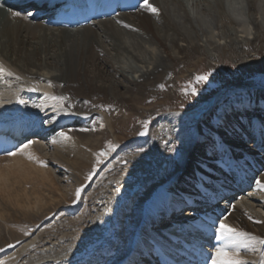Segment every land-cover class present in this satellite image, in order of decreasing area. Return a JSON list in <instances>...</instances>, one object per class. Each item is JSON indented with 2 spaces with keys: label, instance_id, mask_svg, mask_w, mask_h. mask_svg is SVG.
Wrapping results in <instances>:
<instances>
[{
  "label": "bare ground",
  "instance_id": "6f19581e",
  "mask_svg": "<svg viewBox=\"0 0 264 264\" xmlns=\"http://www.w3.org/2000/svg\"><path fill=\"white\" fill-rule=\"evenodd\" d=\"M23 1L0 0V106L10 107V115L32 116L50 137L23 138L27 148L0 156V205L44 221L29 237L24 227L6 224L11 213L1 206L0 222L13 227L6 229L14 240L0 247V264H165L174 253L189 252L181 239L205 240L189 223L197 216L192 210L213 218L221 213L226 224L264 238V223L256 222L264 221V189L256 184L264 182V88L248 89L250 99L223 108L211 135L199 128L229 93L225 89L190 110L163 113L146 135L127 143L116 133L120 113L102 111L94 122L88 116L94 111L76 103L98 92L131 120L134 111L149 110L138 104L167 72L223 59L251 63L254 51L264 48V0H149L158 14L141 4L77 29L46 25L35 16L37 4L15 7ZM108 131L118 146L101 168L96 153ZM61 170L75 183L71 190L62 185ZM166 189L175 209H184L158 224L147 213L158 212ZM157 240L169 251L155 249L150 241ZM240 255L259 264L258 252L242 249Z\"/></svg>",
  "mask_w": 264,
  "mask_h": 264
},
{
  "label": "rangeland",
  "instance_id": "374dc122",
  "mask_svg": "<svg viewBox=\"0 0 264 264\" xmlns=\"http://www.w3.org/2000/svg\"><path fill=\"white\" fill-rule=\"evenodd\" d=\"M253 54L254 56L252 57L253 59L251 62L252 64L250 62L249 64H242L237 61L234 62L230 59H223L222 60L223 62L222 61H213V62L207 61L203 64H200L199 67L198 66L189 67V66L183 65L181 71L179 73L177 72L176 74L173 72H167L166 76L161 81H159L158 84L156 85V88L153 89L154 93H152L149 98H146V100L143 103L138 104V106L143 107V108L149 107V110L145 112L140 111L139 113L134 111L133 113H137V114L135 116H132L131 120H129L130 115L128 114L129 112H127L126 109L115 107L113 104H108L106 101H103V98H101L102 96H100L101 94L98 95V92H97V96L94 97L92 100L81 97V98H77L76 103L79 107L84 108L85 111L87 110L89 112L94 111L95 115L88 114V116L90 115L89 117L91 118V120L93 119L92 121H94V119L101 120L102 111L104 112L106 111V113L108 114H110V112L112 111L111 115L114 114V116H116V113H120V117H117V126H119V129L117 130L116 133L120 137H122L121 138L122 140L124 139L122 143H127L130 140L140 137L139 133L144 131L145 121L148 122V127H147V130H148L152 122L156 120L157 118H159L163 113L170 112V111L190 110L194 108L193 106L197 104L199 105L200 102H202L203 100L210 98L212 96H215L218 92L222 91L223 89H225L229 93H233L235 90L234 95L229 96V93H228L223 98L222 103H220L219 106L215 107L210 119L208 118V120H206L205 122H203V124L200 125L199 131L202 134H205V136H208L213 133L211 125L221 124L219 115L221 113V110H223V108L235 105L236 103H239L241 99L242 100L250 99L252 97V93L250 91H247L248 89L264 88V48L260 50L257 49L256 51H254ZM255 60H256V63H255ZM212 63H214L215 65ZM189 68L190 70H192L191 72L187 71ZM203 74H209L208 80L201 82V83H197L195 80V77L198 75H203ZM192 87H195L197 89V92L195 94L191 92ZM196 127L197 125H195L194 129H197ZM192 136H196V133L193 134ZM142 140L144 141V139ZM109 142L118 146V142L116 141L114 136L108 131V134L105 140L103 141L102 149L100 150V152L101 151L108 152V155L106 156V158L103 157L102 159L103 163H100L101 168L106 163H108V161L112 159L113 155L117 151V149H115L114 151L108 150ZM106 159H109V160L105 161ZM123 161H126V160H123ZM61 173L62 174H60L59 176H60L62 185L64 186V188L67 187L66 189L69 188L68 190H71V188H73L75 183L73 182L72 178L69 176L68 173H64L63 170H61ZM68 183L69 185H67ZM76 190H78V188ZM66 205L63 207L64 209H66V207L69 208V205L68 204ZM1 206L6 208V211H7V212L5 211L6 215L11 213L13 216H15L11 218L12 216L11 214L7 215L10 218H7L9 223H7L6 221V224L11 223V225H13L14 227L15 226L22 227V228L24 227L23 230L24 229L26 230L27 232L26 234L29 237L35 234L36 231L39 229V227L43 224L44 219H41L40 217L33 218V215L29 217L25 216V214L21 212L18 213L19 211L15 209L12 210L11 207L10 208L8 206L5 207V205H0L1 210L2 209L5 210ZM181 209H184V208H181ZM259 210L261 212L263 211L262 208L260 207H259ZM23 215L25 218L23 217ZM0 223H1L0 228L2 232L1 239H0V247L6 248L7 246H10L12 240H14V238L12 237V234L8 235L9 232L12 233L13 227L10 226L11 228H9L8 226H5L3 222H0ZM2 225L5 227H3ZM6 227L7 229H10V230L8 231ZM6 243H8L9 245Z\"/></svg>",
  "mask_w": 264,
  "mask_h": 264
},
{
  "label": "snow or ice",
  "instance_id": "6c2138e0",
  "mask_svg": "<svg viewBox=\"0 0 264 264\" xmlns=\"http://www.w3.org/2000/svg\"><path fill=\"white\" fill-rule=\"evenodd\" d=\"M144 6L147 8L148 11L158 14L159 9L156 8L153 4L149 2V0H143ZM13 16L19 17L21 15L20 12H13ZM25 18H27V14L25 15ZM4 68L0 66V72H3ZM9 75H12V73H9ZM209 77V74H203L198 75L195 77V80L197 83H201L204 81H207ZM34 90V89H33ZM191 92L195 94L197 92V89L195 87L191 88ZM54 99L62 100L63 97H53ZM21 103H24L23 100L20 101ZM101 127H103V124H101ZM147 127L148 122H144V131L140 132V135H146L147 133ZM60 137L64 140H69L71 137L67 135L65 132L59 133ZM31 143V142H29ZM52 143H57L56 140H53ZM28 145H24V148H27ZM117 145L112 144L109 142L108 144V150L114 151L116 149ZM20 151H23V149H20ZM10 155H15V153H9ZM108 155V152L101 151L96 153L97 157V163H101V157H105ZM30 159L33 157H29ZM41 164H43V161H40ZM90 178V177H89ZM256 184L261 189H264V182L257 180ZM79 195V190H77V196ZM250 220L253 219L251 216L248 217ZM257 223H264V221H256ZM216 233V240L221 241V243L215 247L214 254L211 256L210 264H249V261L244 259L240 252L242 249L250 250L253 252L259 253V264H264V249H260L256 247V243H259L260 245H264V238H261L259 236L252 235L251 233L244 232L242 230H238L235 227H232L228 224H226L223 220L219 221L218 227L215 228Z\"/></svg>",
  "mask_w": 264,
  "mask_h": 264
}]
</instances>
